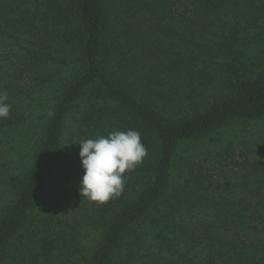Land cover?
Returning <instances> with one entry per match:
<instances>
[{
    "label": "trees",
    "instance_id": "obj_1",
    "mask_svg": "<svg viewBox=\"0 0 264 264\" xmlns=\"http://www.w3.org/2000/svg\"><path fill=\"white\" fill-rule=\"evenodd\" d=\"M111 1L121 7L111 11L104 0H0V28L25 43L20 76L56 89L34 121L18 103L17 84L0 88L12 106L0 119V138L25 124L36 138L25 165L10 173L9 198L0 206V264H65L76 256H83L81 264H264L263 167L241 171L246 191L238 194L252 191L238 200L221 194L200 200L186 183L182 193H170L178 147L228 123L264 119V0H191L189 15L178 11L180 22L171 15L177 0ZM242 45L262 56L257 65L241 61ZM208 53L223 81L209 100V90L202 91L211 80ZM82 99L72 134L78 158L66 161L62 189L79 185L83 176L80 141L131 129L147 148L143 161L124 174L118 197L78 211L76 222L99 233L85 253L77 231L53 230L47 217L39 230L27 226L67 155L65 119ZM170 106L172 113H161ZM196 203L202 218L187 224L182 209ZM143 225L153 229L158 253L142 254Z\"/></svg>",
    "mask_w": 264,
    "mask_h": 264
},
{
    "label": "rangeland",
    "instance_id": "obj_2",
    "mask_svg": "<svg viewBox=\"0 0 264 264\" xmlns=\"http://www.w3.org/2000/svg\"><path fill=\"white\" fill-rule=\"evenodd\" d=\"M104 1L107 2L111 11L121 7L120 2ZM190 1L188 0L185 4V0H177L176 6L173 7V10L177 12L171 13L172 20L180 22L176 16L178 11L186 12L187 15L190 14ZM163 19L168 22L167 17ZM14 34L16 33L6 26L0 28V88L9 84L14 87V84H17L21 91L17 95L18 103L22 105L27 116L37 121L49 100H53L56 89L52 93V90L47 87L39 88L38 83L33 82L26 75L20 76L17 65H19L18 60L25 43L20 42V36L17 43ZM212 36L211 33L207 34L205 40V43L208 42L207 47L210 48L214 44V41H211ZM214 40H216L215 37ZM239 49H241V61L244 63L254 66L261 61L262 56L251 47L242 45ZM203 52L206 53V51ZM210 55L211 53L205 54L204 61L211 68V80L202 88L204 94H207L206 90H209V94L205 95L208 100L223 87L222 79L215 72V58H211ZM196 63L200 64V61ZM25 97L29 98L27 102L24 101ZM84 103H86L84 99L79 100L70 109L65 119L62 143L67 155L64 156L61 165L55 169L46 182L42 195L35 202L31 219L27 225L29 229L39 230L43 227V218L47 217V224H50L53 230L77 231V239L83 253L91 248L99 233L93 228L79 225L76 222L77 213L89 207L92 201L81 197L79 185L69 186L65 190L62 189L61 185L66 176V161H69L74 155L78 158V154L74 152L77 146L72 134L77 127ZM172 108L174 106L163 107L161 113L166 110L172 113ZM2 134L3 136L0 138V206L4 205L9 198L8 178L10 173L25 165L29 155V146L33 143V139L36 140L32 134V128L26 124L9 129ZM245 167L248 169L252 167L264 168V119L252 124L228 123L206 137L184 143L178 147L171 168L170 193H182L180 188L186 183L189 188L202 195L200 200L209 198L212 200V196L218 197L219 194L228 196L231 200H238L240 197L250 195L252 191L250 189L247 194H238L240 191H246L242 188L245 186L243 182L246 177H243V172H241ZM68 177L71 178V175ZM255 197L257 198V196ZM196 204L197 206L190 211L183 207L182 215L185 218V223H195L198 217V220L202 218L200 203ZM254 204L252 203V205ZM210 208L214 210L213 207L210 206ZM237 208L241 209L242 207L237 206ZM141 228L143 229L141 230L142 254L158 253V245L153 239V229L145 225ZM82 259L83 256H76L65 264H81L80 260Z\"/></svg>",
    "mask_w": 264,
    "mask_h": 264
},
{
    "label": "clouds",
    "instance_id": "obj_3",
    "mask_svg": "<svg viewBox=\"0 0 264 264\" xmlns=\"http://www.w3.org/2000/svg\"><path fill=\"white\" fill-rule=\"evenodd\" d=\"M6 92L0 91V119L11 111ZM83 176L79 193L92 202L105 203L124 190L125 173L147 156V148L136 130L113 131L107 136L78 142Z\"/></svg>",
    "mask_w": 264,
    "mask_h": 264
}]
</instances>
